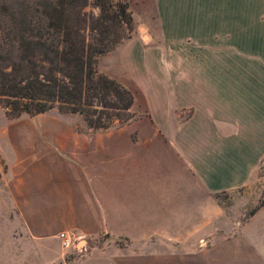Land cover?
Segmentation results:
<instances>
[{
    "label": "crops",
    "instance_id": "obj_1",
    "mask_svg": "<svg viewBox=\"0 0 264 264\" xmlns=\"http://www.w3.org/2000/svg\"><path fill=\"white\" fill-rule=\"evenodd\" d=\"M152 7L187 33L118 46L139 116L71 131L21 198L45 202L48 235L107 236L72 264H264V0Z\"/></svg>",
    "mask_w": 264,
    "mask_h": 264
},
{
    "label": "trees",
    "instance_id": "obj_2",
    "mask_svg": "<svg viewBox=\"0 0 264 264\" xmlns=\"http://www.w3.org/2000/svg\"><path fill=\"white\" fill-rule=\"evenodd\" d=\"M74 2L0 0V108L6 118L55 109L98 131L139 116L131 112L136 92L95 67L96 57L131 30L127 0H92L98 14L89 40L67 18Z\"/></svg>",
    "mask_w": 264,
    "mask_h": 264
},
{
    "label": "rangeland",
    "instance_id": "obj_3",
    "mask_svg": "<svg viewBox=\"0 0 264 264\" xmlns=\"http://www.w3.org/2000/svg\"><path fill=\"white\" fill-rule=\"evenodd\" d=\"M47 1L54 3L56 0ZM165 1L160 0V5ZM127 5L132 19L130 32H123L124 37L113 48L97 56L95 67L98 73L133 92V85L129 82L132 79L120 66L118 46L133 35L145 36L152 32L155 36L167 32L183 35L187 32L182 28L173 29L167 17L165 24L163 20L153 19L152 0H127ZM66 13L69 22L77 24L81 34L89 40L92 33L88 27L98 14L92 0H76L73 9ZM144 26L146 32L143 31ZM89 130L78 115L62 114L55 109L32 117L22 114L8 119L0 108V264H72L87 257L91 248L107 240V236L76 235L68 231L48 235L43 232L46 224L45 202L37 196L30 198L31 202L21 198L29 181L27 177L31 178L33 172L30 164L33 158L47 157L61 145L72 148L75 144L71 131ZM25 133H29L31 141L21 137ZM221 203L227 212L232 203L231 196L223 195ZM55 226L54 223L49 225L53 229ZM60 234L68 239L67 246L61 244Z\"/></svg>",
    "mask_w": 264,
    "mask_h": 264
},
{
    "label": "built area",
    "instance_id": "obj_4",
    "mask_svg": "<svg viewBox=\"0 0 264 264\" xmlns=\"http://www.w3.org/2000/svg\"><path fill=\"white\" fill-rule=\"evenodd\" d=\"M59 238H60V241H61V244L63 245V246H67L68 245V239L64 236V234H60L59 235ZM201 244H200V247L201 246H204V243H202V242H200Z\"/></svg>",
    "mask_w": 264,
    "mask_h": 264
}]
</instances>
